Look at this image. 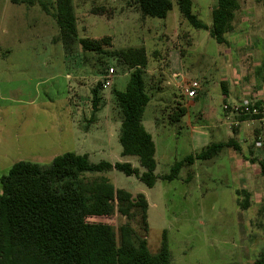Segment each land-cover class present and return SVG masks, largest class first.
Segmentation results:
<instances>
[{
	"label": "rangeland",
	"instance_id": "rangeland-1",
	"mask_svg": "<svg viewBox=\"0 0 264 264\" xmlns=\"http://www.w3.org/2000/svg\"><path fill=\"white\" fill-rule=\"evenodd\" d=\"M41 1L54 7V0ZM191 1L192 13L210 25L215 0ZM15 2L0 0V177L19 161L48 166L68 152L87 154L93 164L129 163L142 172L136 157L121 156L118 142L121 118L112 90L125 89L127 67L78 45L65 53L59 27L39 4ZM171 2L166 18L156 19L142 17L131 0H72L78 39L109 37L106 50L142 47L147 54L144 80L150 102L142 125L152 136L158 176L168 174L175 161L211 143L226 142L241 124L238 118L227 120L223 106L244 100L223 102L218 72L226 65L241 71L240 50L189 27ZM109 69L114 72L112 83L104 87ZM189 81L199 83L194 99L182 93ZM97 83L102 87L100 103L91 116V90ZM178 107L186 115L172 124L170 116ZM245 126L241 141L239 129L233 135L239 151L224 148L212 159L196 160L173 182L157 179L147 188L136 176L115 170L84 178L103 176L115 189L145 197L147 230L137 222L132 225L151 254L159 251L164 234L169 264L252 263L264 254V175L259 166L264 164V130L256 121L247 120ZM228 156H233L235 168L245 169L243 187ZM188 171L192 176L185 182ZM90 222L109 225L118 241L126 220L115 213Z\"/></svg>",
	"mask_w": 264,
	"mask_h": 264
},
{
	"label": "trees",
	"instance_id": "trees-1",
	"mask_svg": "<svg viewBox=\"0 0 264 264\" xmlns=\"http://www.w3.org/2000/svg\"><path fill=\"white\" fill-rule=\"evenodd\" d=\"M17 0H12L16 3ZM33 6L36 2L59 27L58 41L65 53L78 45L82 51L110 57L129 70L128 82L123 91L112 90L120 114L118 142L121 156L136 157L142 172L129 163L93 164L88 155L73 152L53 158L48 166L19 161L0 177V264H169L164 234L160 249L151 254L145 239L137 234L132 223L146 232L148 203L142 194L132 197L122 189H115L103 176L88 180L87 174H100L112 170L126 176H136L147 188L157 179L166 182L177 180L182 168L198 161L216 157L224 148L238 147L233 140L211 143L198 153L175 161L166 175H155V146L152 136L142 125L144 111L150 102L146 92L144 68L148 64L142 47L118 51L109 47L110 38L78 39L72 0H54V7L41 0H18ZM182 19L195 30L206 31L217 44H225V36L234 24L239 0H215L211 9V24L206 25L192 13L191 0H174ZM142 17L165 19L172 9L171 0H131ZM106 73V70L105 72ZM97 83L91 90V116L100 103ZM186 115L178 107L170 116L174 124ZM251 117L241 116L239 121ZM264 175V164L259 163ZM192 173L187 172L188 182ZM247 206V205H246ZM115 213L125 218L119 227L118 241L109 225L90 222V219L109 218ZM264 264V254L252 263Z\"/></svg>",
	"mask_w": 264,
	"mask_h": 264
},
{
	"label": "crops",
	"instance_id": "crops-1",
	"mask_svg": "<svg viewBox=\"0 0 264 264\" xmlns=\"http://www.w3.org/2000/svg\"><path fill=\"white\" fill-rule=\"evenodd\" d=\"M252 19L254 22L251 26ZM262 20H264V0L239 1V10L235 14L233 28L226 34L225 39L227 46L231 47L234 45V47L240 50L242 68L240 71L235 66L226 65L218 70L222 77L220 79V89L224 97L223 102L230 103L234 100L247 98L258 100L264 105V25L262 24ZM178 81L181 85L184 83V77L180 75L177 79ZM239 122L241 125L237 128L240 130V133L237 138L241 141L248 130V126L242 127L246 121ZM238 129H233L234 133L231 134L232 136L229 134L226 142L229 140H233L234 143L236 142L233 135L237 134ZM190 136L192 138L193 133ZM235 145L239 146L236 143ZM234 150L239 151V147ZM227 160L232 167L233 174L236 175L234 176L239 181V185L243 187V179L246 178L244 175L245 169L240 170L239 166L236 167L237 169L234 167L233 156H228Z\"/></svg>",
	"mask_w": 264,
	"mask_h": 264
},
{
	"label": "built area",
	"instance_id": "built-area-1",
	"mask_svg": "<svg viewBox=\"0 0 264 264\" xmlns=\"http://www.w3.org/2000/svg\"><path fill=\"white\" fill-rule=\"evenodd\" d=\"M113 70L109 69L105 75L104 87H110L112 83ZM199 91V83L189 81L182 87V93L187 99H194ZM223 111L227 120L239 118L241 116L251 117L250 121H256L262 130H264V105L259 102H251L250 100H241L223 106ZM258 142L256 145L259 146Z\"/></svg>",
	"mask_w": 264,
	"mask_h": 264
}]
</instances>
